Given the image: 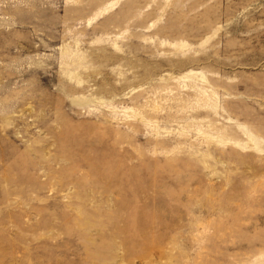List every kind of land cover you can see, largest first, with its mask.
I'll return each instance as SVG.
<instances>
[{"label": "rangeland", "instance_id": "1", "mask_svg": "<svg viewBox=\"0 0 264 264\" xmlns=\"http://www.w3.org/2000/svg\"><path fill=\"white\" fill-rule=\"evenodd\" d=\"M0 264H264V0H0Z\"/></svg>", "mask_w": 264, "mask_h": 264}]
</instances>
